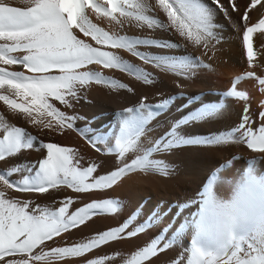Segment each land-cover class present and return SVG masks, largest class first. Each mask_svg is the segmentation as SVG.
<instances>
[{
	"label": "bare ground",
	"instance_id": "6f19581e",
	"mask_svg": "<svg viewBox=\"0 0 264 264\" xmlns=\"http://www.w3.org/2000/svg\"><path fill=\"white\" fill-rule=\"evenodd\" d=\"M7 2L19 7L25 6L23 0H7ZM122 2L123 0H118V5ZM201 2L212 14L214 25L215 39L209 41L207 48L203 45L193 46L175 31L167 28L155 25L149 27L152 21H159L164 25L169 23L167 16L156 6V0H128L123 9L118 7V10L111 13V16L104 12L107 0H93L94 4L100 6V11L89 9V20L110 35L124 36L129 39L171 42L176 45L175 47L136 45V52L151 57L145 60L134 55L126 47H121L125 52L110 45L97 44L91 36H84L76 30V35L80 39L93 47L114 53L117 57L122 55L123 59H126V61L120 59L122 64L136 70L134 71L136 77L116 70L108 71L111 73L109 77L114 85H105L99 93H96V88L99 86L97 87L92 81L99 73L100 66L92 63L80 69L81 72L92 73L94 78L84 85L77 86V97L83 102L84 100L87 103L91 102L90 105L95 111L99 106L102 112L105 111L107 114L109 112L106 116H118L123 136L133 137L136 142L135 148L125 153L114 164L112 163L113 165L105 167L104 164L103 167H98L97 173L93 176L107 175L123 167L124 164L131 163L137 157L146 155L149 160L163 161L161 168L166 167L168 174L165 175L162 170L156 168L145 171L138 167L120 181L124 186L123 189L120 188L123 190L124 199L118 212L98 213L86 225L62 233L46 241L42 248L34 251L46 252L51 248L87 241L97 233L119 227L130 217H132V223L128 231L149 222L151 226L144 232L131 239L110 242L79 257H65L59 260L54 259L51 262L47 260L33 262V264H87L89 260L102 257L108 258L103 261V264H125V261L130 259L135 252L161 236L163 239L160 240L158 247L163 248L165 243H169V247L142 261V264H188L190 249L197 234L196 221L201 215L205 194L210 191L216 200L228 201L238 187L249 178L264 184V153L249 149L245 140L242 139L244 130L236 131L241 123L245 107L248 108L250 117L248 127L255 131L261 124H264V117L260 115L264 112V92L260 90L262 86L255 78L244 77V74L249 71L255 72L256 76L264 77V48L261 47L264 44V35H261L259 30L253 34L254 60L251 66L248 64L242 40L246 23L243 20L244 12L248 11V24L256 23L264 15V7L258 4L255 9H249L251 0H219V6L213 0H201ZM137 3H144L146 7L136 9L133 6ZM233 5H235V11H233ZM220 6L224 10H221ZM108 7L110 10V6ZM121 12H130L132 15L125 18ZM137 15L147 19L138 20ZM16 54L23 55L24 53ZM162 58L169 62L186 61L193 67H182L179 63L175 67H169ZM0 66L7 67L10 71L25 72L26 75H31L19 65ZM130 71L134 74L132 70ZM238 76L244 78L236 81ZM234 82L236 89L245 90L248 95L247 100L225 96V93L232 89ZM135 83L140 87H136ZM114 93L118 96H114ZM0 94L10 96L17 103L25 102L21 96H16L7 86L0 88ZM176 95H179V98H176ZM194 96L199 97L198 101L190 103L189 99ZM142 98H146L145 103L148 104L144 108H134L131 113L123 112L125 108L137 107ZM169 98L171 99L170 104L161 112L152 110L153 106L161 105L162 100ZM42 119L45 123L51 121L52 127L43 128V126L31 125L23 114L13 111L8 104L0 100V123L25 129L23 143L27 144L31 141L33 144L32 148L27 150L22 148L16 154H8L6 159L0 160V172L13 168L21 169L9 177L14 182H20L22 178H27L29 181L39 178L37 175H32L29 170L33 161L43 151L44 147L41 142L70 147L76 156L81 155L87 149L83 146V151L80 148L78 150L79 139L69 128L57 127L56 120L53 121L47 115ZM180 121L184 123H179ZM0 135H2V130H0ZM215 137H220L221 142L210 145L179 143L181 140H210ZM157 140L162 144L168 141L171 143L167 148L153 149L152 146ZM103 147L105 148L102 149L103 152L109 150L106 147L110 148L109 145ZM30 154H33V157ZM235 155L239 157L236 160H234ZM257 156H261V159L258 160ZM115 157H119V154ZM227 162H231V166L220 170L219 167ZM214 172H218V177H213ZM117 188L116 184L110 190L113 194H117L116 192L119 193ZM0 191L5 192L7 199L31 201V207L39 205L53 210L60 206V200L71 196L75 203L70 207L69 212H73L90 203L83 201L82 196H92L88 201L99 200L98 194L105 190L75 193L69 188L61 187L41 195L9 189L0 182ZM254 224L253 219L242 221L236 231L238 234H248ZM212 239V237L200 236L199 245L211 249L215 246ZM20 258V256L7 257L4 261H0V264H6L7 259Z\"/></svg>",
	"mask_w": 264,
	"mask_h": 264
},
{
	"label": "snow or ice",
	"instance_id": "6c2138e0",
	"mask_svg": "<svg viewBox=\"0 0 264 264\" xmlns=\"http://www.w3.org/2000/svg\"><path fill=\"white\" fill-rule=\"evenodd\" d=\"M213 2L219 6V0ZM127 3L128 0H123L118 5V0H107L104 12L111 16L118 7L123 9ZM23 4L25 6L19 7L8 3L7 0H0V65H19L31 75L10 71L7 67L0 66V88L7 86L25 102L17 103L10 96L3 94H0V100L8 104L13 111L23 114L33 126L51 128V121L45 123L42 119L47 115L56 120L57 127L62 129L67 124L68 128H73L74 123L70 121H74L76 117L66 116L52 101L67 105L69 98H77V86L84 85L94 78L92 73L80 71L85 65L96 62L102 63L104 67H120L122 64L114 53L93 47L80 39L76 35V30L84 36H91L97 44L110 45L114 48L126 47L134 55L145 60L151 57L136 52V45L176 46L171 42L110 35L89 20V9L100 11V6L94 4L93 0H23ZM258 4L264 7L262 0H251L249 9H255ZM156 6L167 16L169 23L164 25L159 21H152L149 27L155 25L175 31L196 47L203 45L207 48L209 41L215 39L212 14L201 0H156ZM133 7L143 9L146 5L137 3ZM220 7L224 10L222 6ZM235 10L233 5V11ZM121 15L127 18L132 13L121 12ZM136 19L147 18L137 15ZM243 20L246 22L243 45L248 64L251 66L254 60L253 34L259 30L260 34L264 35V15L258 22L248 24L249 15L248 11H245ZM261 47L264 48V44ZM18 52L24 54L17 55ZM162 60L169 67H175L177 63L182 67H193L186 61L169 62L164 58ZM132 71L136 70L132 69ZM244 77L255 78L262 86L260 90L264 92V77L256 76V73L251 71L245 73ZM244 77L238 76L236 81ZM95 78L99 82L98 74ZM229 95L237 99L248 98L246 92L236 90L235 82L229 90ZM145 99L142 98L137 107L125 108L123 112L131 113L134 108H144L148 105ZM260 115L264 117V112ZM249 124L248 108L245 107L236 131L244 130L242 139L249 149L264 153V124L255 131L248 127ZM174 129L175 125L173 131ZM0 130H2L0 160L6 159L8 154H16L22 148L27 150L33 147L31 141L27 144L22 141L25 129L0 123ZM76 130L86 139L88 138L86 133L80 129ZM97 141L95 138L89 139L93 147H96ZM220 142V137L210 140L179 141V143L207 145ZM169 143L171 141L162 144L157 140L152 148H167ZM41 144L46 150V156L37 165L36 175L39 178L33 181L22 178L20 182H14L9 177L21 169H8L0 172V182L6 188L41 195L61 187L69 188L75 193H88L93 190L111 189L118 180L137 170L138 167L145 171L156 168L162 170L165 175L168 174L166 167L161 168L163 161L149 160L146 155L137 157L131 163L124 164L123 167L107 175L93 176L97 165L81 168L72 148L51 142H41ZM135 147L136 142L133 137L122 136L116 140L115 151L122 158ZM111 151L113 149L109 148V152ZM74 203V199L68 196L60 200V206L54 210L39 205L31 207V201L7 199L5 192L0 191V261H4L7 257L20 256V259H7L6 264H33V262L46 260L51 262L65 257H79L110 242L136 237L151 226L149 222H145L128 231L132 223L130 217L119 227L97 233L87 241L51 248L46 252L34 251L42 248L46 241L86 225L98 213H116L119 210L117 200L104 199L93 200L69 212ZM248 219L255 221L251 232L238 234L237 226ZM196 228L197 234L193 239L188 264H264V184L249 178L238 187L228 201L216 200L210 191L207 192L202 201L201 215L196 221ZM200 236L212 237L215 246L211 249L201 247L197 242ZM162 239L163 236L154 239L146 247L135 252L125 264H142V261L156 255L157 252L167 249L169 243H165L163 248L158 247ZM106 259L108 258L89 260L87 264H103Z\"/></svg>",
	"mask_w": 264,
	"mask_h": 264
},
{
	"label": "rangeland",
	"instance_id": "374dc122",
	"mask_svg": "<svg viewBox=\"0 0 264 264\" xmlns=\"http://www.w3.org/2000/svg\"><path fill=\"white\" fill-rule=\"evenodd\" d=\"M117 49H120L122 51H125L121 47L120 48H117ZM119 56H120V58H119ZM118 58L121 59V60L126 61V59H123V56L122 55H118ZM94 63H96V62H94ZM97 64L101 68V70L99 68V71H98L99 72L98 73L99 82H97V79L96 78L92 81V83L96 84L97 87L99 86L98 88H96V93H99L101 91V88L103 86H105V85L106 86L107 85H114L113 81L109 77L111 73L110 72L108 73V71H110V70H116L118 72H121L123 74L129 75L131 77H136L134 71H133L134 74H131L132 72L130 70H132V67L131 68L130 67H125L123 64H121L120 67H104V65L102 63H97ZM126 85H128V83H126ZM134 85L136 87H140V85L137 84V83H135ZM113 95L116 96V97L118 96L117 93H114ZM176 98H178V95H176ZM75 99H72V98L70 99L69 98V103L67 105L66 104H62L59 101H55V100H53L52 102L56 105V107L58 109H60V111L63 110L62 112H64L66 116L76 117V119L74 121H70L71 123H74V127L73 128H69V130H71L72 133H74V135L79 139V144L77 142L78 150L81 149L83 151L84 150L83 146H86V148H87V149H85V152H84L85 155H84V153H82L81 155L79 154L78 156H76V154H75V159L79 161V164H80L79 166H84V167H81V168H86L89 165L94 164V162H95V165H97V168L98 167H103L104 164H105V167H108V165L110 166L112 163L114 164L115 161H117L118 159H120V157H115V155L118 154L117 151H115V148H114L113 151H111V152H109V150H105L106 152H103V150L105 149L103 146L106 147L107 145H109L110 148L115 147L116 146V141L115 140H117V139H119V138H121L123 136L122 129L120 128V125H119V121H118L119 118H118V116H114V115L112 117L111 116H106L107 112H105V111L102 112L99 109L100 108L99 106L96 108L97 110L95 111V110L92 109V107L90 105L91 102L87 103V102H85V100L83 102L78 97L75 98ZM190 103H193V102L190 101ZM120 105H122V104H120ZM154 112H157V111H154ZM102 115H104V116L101 118L100 116H102ZM107 115H109V112H108ZM51 118L53 119V121L55 120L53 117H51ZM65 126H66V128H68L67 127V124H65ZM112 127H113V129H111ZM76 129H80L81 131H83L84 133H86V135H87L88 138L86 139L84 136L81 135V132L77 131ZM114 129H116V130L114 131ZM92 138H95V139L98 140L96 142V147H93L89 143V139H92ZM108 140H109V142H108ZM98 143H99V146H98ZM112 145H114V146H112ZM97 149H99V150H97ZM106 149H109V148L106 147ZM88 151H90V153H88ZM112 153L114 154V156H113ZM30 156L33 157V154H30ZM45 156H46V150L43 148V151L41 152V155L39 157H37V159H35V161H33L34 163L30 167L29 172L32 175H36L38 162L41 161L42 159H44ZM83 156H84V159H83ZM80 157H81V159H80ZM96 173H97V170L93 173V175H95ZM121 179L119 181H117V183H116L117 186H118L117 191H119V193L121 195L118 192H116L117 194H113V191H111L110 189H108V192L110 191L109 193L107 192V190H105L104 192H102V193L100 192V194H98V196L100 197L99 200H104V199L119 200L118 201V205L120 206L122 204V200L124 199L123 194H122L123 190H121V189L124 188V186L122 185V182H120ZM120 184H121V186H120ZM101 194H103V196ZM118 194H119V196H118ZM142 194L143 193H141V195ZM115 196H118V197L115 198ZM91 197L92 196H86V197L82 196L81 199L83 201L85 200L87 202H92V201H88L89 199H91ZM118 198H120V199H118Z\"/></svg>",
	"mask_w": 264,
	"mask_h": 264
}]
</instances>
